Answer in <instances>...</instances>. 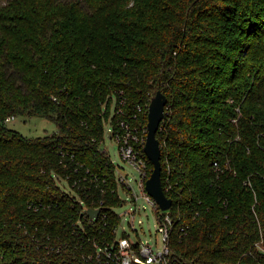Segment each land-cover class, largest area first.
<instances>
[{
    "label": "trees",
    "instance_id": "1",
    "mask_svg": "<svg viewBox=\"0 0 264 264\" xmlns=\"http://www.w3.org/2000/svg\"><path fill=\"white\" fill-rule=\"evenodd\" d=\"M159 91L173 260L264 264V0H0V264H99L121 205L106 126L147 129Z\"/></svg>",
    "mask_w": 264,
    "mask_h": 264
},
{
    "label": "built area",
    "instance_id": "2",
    "mask_svg": "<svg viewBox=\"0 0 264 264\" xmlns=\"http://www.w3.org/2000/svg\"><path fill=\"white\" fill-rule=\"evenodd\" d=\"M120 105L124 106L125 101L120 102ZM138 109L141 110V107L138 106ZM117 113L119 114V119L115 134H113V129L110 124H108L110 128L108 131L106 130V134L108 133L111 139L117 141L122 160L129 163L137 170L138 178L135 179V181L140 193H135L131 181L128 178V174L124 175V168L120 167L123 172L121 169H118L119 166L117 167L111 157L112 163L115 166L117 193L121 201V205L119 207H122L125 202H128L121 198L120 191H124L129 194V203L131 207L130 210H127L122 215L116 211L119 207L113 208L115 213L120 218V222L114 230L115 238L112 242H107L104 246H99L95 243L94 246L96 248V254L95 256L90 255L89 259H93L95 257L99 264H176V261L172 258L171 251V236L174 230V221L170 214L163 215V212H168L170 209L166 211L161 210L158 203L146 189V183L150 176L149 164L144 156L145 151H143V147L145 148L146 145L148 128L141 130L138 126H133L129 120H127V113H124L123 109L118 110ZM14 118L15 117H12L8 120ZM136 118L137 115H134V119ZM104 148L109 153L108 148L105 147V143ZM215 165L218 164L216 163ZM65 185L69 188L68 190ZM65 185V189L72 193V190L66 181ZM104 191V188H102V192ZM141 200L152 207L155 212L158 227L157 233L162 237L160 246L157 241L154 244H151L149 242H143L140 239L132 240L130 238V234L126 232L125 227L123 226V217L125 216L129 218L128 224L132 227V229L135 228L134 224L137 214L140 213L142 209H146V206L141 207L139 204ZM102 205L103 202L95 208H92V210H98L100 213ZM84 212L91 220L98 219V217L93 218L89 214V209H85ZM104 217L106 218L107 216L104 215ZM121 228L123 232L119 235ZM133 230L137 231L136 229ZM184 230L185 229L182 228V231Z\"/></svg>",
    "mask_w": 264,
    "mask_h": 264
},
{
    "label": "rangeland",
    "instance_id": "3",
    "mask_svg": "<svg viewBox=\"0 0 264 264\" xmlns=\"http://www.w3.org/2000/svg\"><path fill=\"white\" fill-rule=\"evenodd\" d=\"M6 126L9 129H12L14 131L19 132L24 137L27 138H38V137H45L48 135H53L54 133L58 132L57 125L44 117L40 116H28V115H19L16 116L14 119L8 120L6 122ZM109 125L107 124L106 130L108 131ZM105 147L108 148L109 154L111 155L114 163L119 166L118 169H121L120 167L124 168V175L128 174V178L131 181V184L134 188L135 193L139 194V189L137 186V183L135 179L138 178V172L137 170L131 166L129 163L122 160L118 143L116 140L111 139L109 134H106L105 137ZM63 185H65V181H61ZM66 189L69 188L67 185H65ZM120 196L125 202V204L122 207H119L116 209V211L119 214H124L127 210H130V203H129V194L120 191ZM141 207L146 206V209H142L140 213L137 214L135 224L133 229H136L137 231H134L132 227L128 224L129 218L123 217V226L125 227V230L128 234H130V238L132 240H138L140 239L143 242H149L151 244H154L156 241L158 242V245H161L162 237L160 234L157 233L158 227H157V220L155 216V212L142 200L139 202ZM123 232L122 228L119 231V235ZM258 247L264 251V239L259 243Z\"/></svg>",
    "mask_w": 264,
    "mask_h": 264
},
{
    "label": "water",
    "instance_id": "4",
    "mask_svg": "<svg viewBox=\"0 0 264 264\" xmlns=\"http://www.w3.org/2000/svg\"><path fill=\"white\" fill-rule=\"evenodd\" d=\"M168 97L159 91L151 100L148 115V134L144 151L153 164V172L146 183L148 193L155 199L161 210H169L173 200L169 198L162 184V147L157 137L161 123L165 118ZM93 218L99 215L98 210H89ZM139 264V263H137Z\"/></svg>",
    "mask_w": 264,
    "mask_h": 264
}]
</instances>
